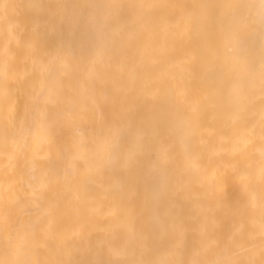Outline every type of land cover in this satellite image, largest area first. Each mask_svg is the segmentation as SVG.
Segmentation results:
<instances>
[{
	"label": "bare ground",
	"instance_id": "bare-ground-1",
	"mask_svg": "<svg viewBox=\"0 0 264 264\" xmlns=\"http://www.w3.org/2000/svg\"><path fill=\"white\" fill-rule=\"evenodd\" d=\"M164 1L0 0V264H264V117L260 116L264 115V111L260 110L259 117L254 118L256 108L254 111L250 109L251 103L247 106L243 102V92L237 88L238 83L236 90L230 87L233 92L228 94L232 100L223 98V95L224 102L221 101L228 110L232 108L229 112L234 113L233 117L229 116L231 113L228 114V110L222 109L228 116L224 113L203 115L207 108L202 110L201 104L207 101L206 95V101L202 103L193 100L195 105L200 104L199 113L198 110L185 108L194 104L183 96L185 86L190 88L197 82L192 83L191 75H196L193 76L195 80L198 72L192 73V68L188 74L190 77L184 78L188 70L184 64L190 49L185 51L186 57L184 51V56H181L186 58L181 65L185 66L182 67L184 72L182 68L176 69L180 65L170 66L172 62L165 63L166 56L162 57L167 52L163 51L165 45L162 42L169 39L164 35L167 39L163 41L164 37H161L164 33L162 22L166 17L162 16L166 12L163 10L161 16L159 10L166 7L163 6ZM248 3L251 4L248 12H255L256 32L259 33L255 37L251 33V37H244L239 43L236 41L238 44L235 47H239L237 53L243 58H238L240 62L235 57L237 53H231L236 48L231 49L234 44L230 41V45L223 34V23H207L211 34L206 53L219 56L217 59L220 60L216 61L222 63L223 72L227 74L224 75L229 79L232 74H239L233 78L245 77V72L240 74L237 71L244 69L249 72L247 67L251 62L247 58L249 64L246 63L245 57L256 41L262 44L263 53L255 55V48L260 46L256 44V47L253 45L254 54L248 57H264V0ZM187 39L190 41L192 38ZM227 42L230 46L227 47L231 49L228 53V49L225 51ZM246 52L248 54L243 56ZM201 53L202 49L197 55ZM258 58L257 61L262 60ZM194 61V66H197L196 57ZM241 61H245L244 65ZM217 64L211 69L220 65ZM221 69L218 68L219 71ZM262 71L261 76L264 69ZM208 75L207 80H210L212 76ZM215 77L213 79L216 80ZM203 78L206 81V77ZM183 80H192L189 82L191 85ZM250 82L249 79V85ZM192 88L188 90L191 92ZM196 89L199 91L200 88ZM217 89L219 91L220 86ZM202 91L203 95L207 90ZM212 92L207 94L215 98L218 92L214 95ZM237 92H240L239 101V97L234 96ZM181 93L189 104L183 102ZM225 97L229 96L226 94ZM232 101L238 103L233 105ZM211 104H207L211 108L208 109L210 113L217 112L218 109L212 107L217 108L218 104L212 107ZM245 108L252 110L254 116L248 118L249 112L243 111H247ZM233 109L235 112L242 109L236 112V116L245 113V118L254 119L245 125L242 114L238 119ZM158 150H163V153L167 150L185 151L193 154L194 160L208 152H216L225 158L224 171L220 170L224 174L220 173L226 179L228 204L225 214L218 215L221 219L225 216L224 227L220 220L219 223L226 230V240L219 236L221 229L219 234L212 233L214 237L206 229V222L213 221V214L217 217V213L209 211L206 214L196 211V208L194 212L187 209L182 212V208L178 211L172 206H169L170 212H167L168 209L162 211L168 201L167 190L174 189L171 192L175 194L177 188L176 192H179L186 178L183 177L182 182L183 165H179L183 166L180 173L169 172V175L163 170L166 167L161 165L163 168L160 166L159 170L163 171L157 173L158 170H155L157 175L153 167L157 169L156 162H163L155 156ZM180 153L176 154L179 160ZM173 156L170 155V159H176ZM205 158L206 155L205 164L201 166H198L200 160L194 164L190 162L191 168L198 170L190 169L194 176L190 184L195 185L198 181L205 183L206 188L207 179L214 176V165L207 164L209 158ZM211 158L215 159L214 156ZM123 168L129 171V175ZM172 169L169 171L173 172ZM148 173H151L149 178ZM145 177L151 178L150 181L154 178L148 184L149 189ZM189 177L188 182L191 181ZM142 178L147 190L141 186ZM128 183L136 190L130 189V186L128 190ZM186 186L183 185L184 189ZM199 188L202 189V186ZM142 189L145 192L143 196H147L144 201H141ZM163 192L166 197L163 194L165 202L163 204V200L161 206ZM180 193L178 199L184 195ZM194 195L200 198L199 194ZM124 198L127 201L123 202ZM198 202L201 205L200 200ZM173 203L176 204V200ZM157 206L161 208L157 210ZM214 220L218 221L217 218ZM215 221L214 224L212 222L214 227ZM215 235L224 244L220 243L222 246L218 247L221 248L218 251L215 247L216 251L208 252L207 249L215 246H211ZM189 246L191 248L187 253ZM213 251L223 255L218 258L217 254L215 259H211L214 258ZM210 253L213 256L210 257Z\"/></svg>",
	"mask_w": 264,
	"mask_h": 264
},
{
	"label": "rangeland",
	"instance_id": "rangeland-1",
	"mask_svg": "<svg viewBox=\"0 0 264 264\" xmlns=\"http://www.w3.org/2000/svg\"><path fill=\"white\" fill-rule=\"evenodd\" d=\"M162 1H164V0H162ZM165 1H166V3H165ZM164 1V3L163 2H161V4H164L163 6H165L166 5V7H164L163 9L161 8V10H159L160 11V14L162 13V11L164 10L166 13H163V15L164 16H162V14H161V16L164 18L165 16V18L163 19V22H162V24H164V26H163V31H164V33H163V35L161 34V37H164V38H162V40L164 41L165 39H167V37L169 38V39H167V45H166V42H162V45L164 46V48H163V51H167V52H165V55L163 56L162 55V57H163V59L165 58V56H166V61H165V63H167V62H169V61H171L172 63H170L171 65L170 66H172V65H175V66H178V65H180V68H177L176 67V69L177 70H181V68L183 67H185L184 65H186V67H185V69L187 70V68H188V70L187 71H185V76H184V78L186 77V76H188V78L190 77L188 74H189V70H191L192 68V70H191V72L193 71V72H198V75H197V77H195V80L193 79L194 77L193 76H196L195 74H192L191 76H192V80H188V82L186 81V80H183V82L184 81H186L187 83H188V85L190 86L191 85V83L189 84V82H191L192 81V83L193 82H195V81H197V82H195V83H193L192 84V86L190 87V88H192L191 90V92L189 91L190 90V88L188 87V86H185V87H187L186 88V90H184V92H186L185 93V95H183V96H185V98L186 99H191V100H187V102L189 101H191L192 103H194V101L195 102H198L199 101V103L201 102L202 103V101H206V99L204 100V98L206 97V96H208V98H207V101L206 102H204L205 103V105H202V104H204V103H202L201 104V108H202V110H206L205 108H207V110L206 111H204L203 112V115H206V116H210V114H211V116H214V115H216V114H223V115H227L228 116V114H230L231 112H229V110H232V108L231 109H227L224 105V103H223V105H222V102L221 101H223L224 99L223 98H227V99H229V100H232V97L228 94V93H230L231 95H232V92H231V89H230V87L231 88H233V89H235L236 88V85H237V83L239 84V87H237V88H239V91H242L243 93H241V99L242 100H244L243 102L248 106L250 103H251V108L250 109H252L253 108V110L256 108V111L254 112V115H255V113H256V115L254 116L253 115V112H252V110H250V111H248V109H246L247 111H245L244 109H243V111L244 112H249L248 113V118H250L251 116L253 117L254 116V118L256 117V118H258L259 117V115H260V110L261 111H264V106L262 105V102L264 101V91H262V90H264L263 88H264V74L262 73V76H261V71H262V69H264L263 68V66H264V64H263V62H264V57H263V59H262V57L260 56L259 58H261L262 60L261 61H263V62H261L260 60H259V58L257 57L258 55L257 54H262L263 52H261V51H263L262 49V44L260 43H257V41H256V43L254 44L253 43V45L255 46L256 44H259L260 46H255L256 48H255V51L253 50L254 49V46L252 47H250L249 48V50L250 51H248V53H250V54H248L247 52L246 53H244L245 55H243V56H246L247 54L248 55H250V56H252L251 55V53H253V51H254V53H255V55H257L256 57H255V55H253V57H248V55H247V57H245L246 58V63H248L249 64V62H253V64H249L248 65V67L250 68V69H248V67H247V71H249V72H246V70H244L243 69V71L241 72V71H237V69L239 70V65L237 64V66H236V73H240V74H243L244 72L246 73H244L245 74V77L242 75H240V77H241V79H239L240 77L238 76V77H236V78H233L234 76H236V75H239V74H232L231 75V77L233 78V80H230V79H232L231 77H230V79L227 77L226 78V72L224 73L223 71H225V70H223L224 68H223V65H221L222 63L221 62H218V61H216V60H220V59H217L219 56L217 55V54H212V55H207V53H206V46H207V42H208V37L210 36V31L208 30V27L210 26H208L207 27V23H209L210 21H212V23L213 24H217V25H220L221 23H223L222 24V26H223V31L225 30V32L227 33H223L224 35H226L227 37V41L230 43V41H231V43L232 44H234V45H232L231 43H230V45H232L231 46V49H235L236 47H235V44L237 45L238 43H239V41L240 40H244V37H246L247 38V36L248 37H251V35H252V37H255L258 33H259V31H258V33L256 32L257 31V27H256V21H255V15H254V10L252 11V10H250L249 12H248V10H247V8L249 9L250 7H251V4H249L248 2L250 1L251 2V0H249V1H247V0H165ZM154 2L155 1H153L152 3H153V10H154ZM168 2V3H167ZM246 2V3H245ZM248 3V4H247ZM244 4H246V5H244ZM162 6V7H163ZM244 6H245V8H244ZM165 8H167V9H165ZM253 9V8H252ZM175 10V12H173L172 13V11H174ZM177 12V13H176ZM253 12V13H252ZM154 13V12H153ZM246 13H248V14H246ZM252 14V15H250V14ZM167 14H169V15H167ZM170 14H171V16H170ZM173 15V16H172ZM252 17V18H251ZM176 19V21L174 20V19ZM153 19V18H152ZM169 19V20H168ZM154 20V19H153ZM164 20H165V22H164ZM167 20V21H166ZM178 20V21H177ZM172 22V23H171ZM175 22V23H174ZM178 22V23H177ZM180 22L182 23V24H180ZM255 22V23H254ZM165 23H166V25H165ZM168 24H170V25H168ZM177 24V25H176ZM179 24V25H178ZM154 25V24H153ZM173 25H174V27H173ZM254 25H255V27L256 28H254ZM170 26V27H169ZM186 26V27H185ZM252 26V27H251ZM182 27V28H181ZM237 27V28H236ZM177 28H179V29H177ZM184 28V29H183ZM254 28V29H253ZM165 29L167 30V31H165ZM172 30H174V31H172ZM179 30L181 31V32H179ZM236 30V31H235ZM171 31H172V33H171ZM235 31V32H234ZM168 32V33H167ZM185 32V33H184ZM255 32V33H254ZM178 33V34H177ZM252 33V34H251ZM170 34V35H169ZM177 34V35H176ZM182 36L181 38H178L180 35ZM229 34H231L230 36H228ZM164 35H166V36H164ZM184 35H185V37H189V39H190V37L192 38L190 41H192L191 43H192V45H191V43H190V41H188V37L187 38H185L184 37ZM250 35V36H249ZM255 35V36H254ZM178 36V37H177ZM239 37V38H238ZM172 38V39H171ZM175 38V39H174ZM177 38V39H176ZM231 40H230V39ZM234 38V39H233ZM180 39V43L178 42L177 43V41ZM185 39V40H184ZM203 39V40H202ZM236 39V40H235ZM254 39V38H253ZM173 40H174V42H173ZM183 40L185 41V43L183 42ZM194 40V41H193ZM233 40V41H232ZM254 40H257V38L256 39H254ZM159 41V40H158ZM157 41V42H158ZM186 41H188V42H186ZM201 41V42H200ZM202 41H203V43H202ZM236 41L238 42V43H236ZM253 41V40H252ZM194 42H196L197 44H194ZM227 42V45H226V49H225V51L228 49V51H227V53L228 52H230V48H228V47H230V46H228L229 45V43ZM235 42V43H234ZM173 43V44H172ZM182 43V44H181ZM188 43L190 44V46L188 45ZM202 43V44H201ZM169 44V45H168ZM177 44V45H176ZM199 44V45H198ZM171 45V46H170ZM176 45V46H175ZM181 45H182V47H181ZM201 45V46H200ZM162 46V47H163ZM167 46V47H166ZM184 46H186L185 47V49L183 50V48H184ZM188 46V47H187ZM191 46H193L194 47V49L191 47ZM202 46H203V48H202ZM228 46V47H227ZM170 47V48H169ZM175 47V48H174ZM169 48V49H168ZM172 48H173V50H172ZM182 48V49H181ZM166 49V50H165ZM179 49H181V50H179ZM188 49H190L189 50V52L191 53V55H190V53L189 52H187L188 51ZM192 49H193V51H192ZM201 49H202V53L200 54V56L201 55H204L203 57H200V56H198L199 55V52L201 51ZM230 49V50H229ZM259 49V50H258ZM177 50H179V52H177ZM238 50H239V47L238 48H236L235 50H231V53L233 54V55H235L237 52H238ZM168 51H169V53H168ZM175 51H176V53H175ZM180 51H182V53L180 52ZM183 51H184V53H185V51L188 53L187 54V57H186V53L183 55ZM236 51V52H235ZM252 51V52H251ZM172 52V53H171ZM204 52V53H203ZM235 54H234V53ZM163 54H164V52H162ZM166 53H168V54H166ZM175 53V54H174ZM253 53V54H254ZM171 54V55H170ZM182 54V55H181ZM193 54V55H192ZM198 54V55H197ZM188 55H190L189 57H188ZM231 55V54H230ZM233 55H232V58H233ZM239 55V56H238ZM176 56V57H175ZM181 56H184V57H186V58H184V57H181ZM201 59V60H203V61H200L199 60V58ZM241 56H242V54H241ZM263 56V55H262ZM177 57H179V59L177 58ZM193 57V58H192ZM195 57H196V64L198 63V65L197 66H194V64H195V61H194V59H195ZM205 57V58H204ZM235 57H236V59H237V61H239L238 60V58L240 57V54H238L237 53V55H235ZM176 60H175V59ZM182 58H184V60H182ZM249 59V62H248V59ZM252 58V59H251ZM257 58H258V60L259 61H257ZM168 59V60H167ZM171 59V60H170ZM181 59V60H180ZM185 59L187 60V62H185ZM192 59V61H190ZM234 59V58H233ZM236 59H234V61H236ZM240 60H242L241 59V57L239 58ZM254 59V60H253ZM173 60V61H172ZM206 60V61H205ZM210 60V61H209ZM213 60H215L217 63H215V62H213ZM182 61V62H181ZM201 63H200V62ZM205 61V62H204ZM209 61V62H208ZM212 61V62H211ZM245 61L244 62H242V64L241 65H244V63H245ZM183 62H185V64L183 63ZM240 62V61H239ZM238 62V63H239ZM255 62V63H254ZM256 62H257V64H256ZM175 63V64H174ZM182 63L184 64L182 67H181V65H182ZM190 63H192V65L190 64ZM200 63V64H199ZM207 63V64H206ZM204 64V65H203ZM215 64H217V65H219L217 68L216 67H214V68H216V69H211V66L213 67V65L215 66ZM240 64V63H239ZM258 64H260L259 66H258ZM206 65V66H205ZM188 66V67H187ZM203 66L204 67H208V69L210 68L211 69V71H210V69L208 70L209 71V73H208V71H207V68H203ZM247 66V65H246ZM246 66H244V67H246ZM251 66V67H250ZM253 66V67H252ZM254 66H256V68L254 67ZM262 66V67H261ZM174 68V70H176L175 69V67H173ZM183 68H182V70H183ZM201 68H203L204 70H206V72L203 70V69H201ZM218 68L219 69H221L220 71L218 70ZM242 68H243V66L240 68V70H242ZM252 68H253V72L251 73V71H252ZM260 68H262L261 70H260ZM196 69V70H195ZM200 70V71H199ZM202 70H203V72H202ZM256 72H255V71ZM183 72H184V70H183ZM187 72V73H186ZM192 72V73H193ZM203 74H202V73ZM211 72V73H210ZM215 72V73H214ZM221 72V73H220ZM263 72V71H262ZM200 73V74H199ZM217 73V74H216ZM248 73H249V75H248ZM254 73H255V75H254ZM257 73H258V75H257ZM191 74V73H190ZM209 74V75H208ZM213 74V75H212ZM217 75V77H215L216 75ZM224 74H226V75H224ZM250 74H252V76L254 75V77H252ZM201 75H202V77H206V81H205V78H203V80H202V77H201ZM207 75L208 76H212V78H210V80L208 79L207 80ZM257 75V76H256ZM220 78H219V77ZM224 76H225V78H224ZM248 76V77H247ZM216 78V80L215 79H213V78ZM243 77V78H242ZM256 77V78H255ZM261 77V78H260ZM187 78V77H186ZM198 78H199V80H198ZM219 78V79H218ZM221 78H222V80H221ZM250 79V85H249V79ZM252 78V79H251ZM218 79V80H217ZM225 79H228V80H226L225 81ZM238 79V80H237ZM243 79V80H242ZM254 79V80H253ZM261 79V80H260ZM214 80V81H213ZM220 80V81H219ZM260 80V81H259ZM201 81V82H200ZM223 81V82H222ZM225 81V82H224ZM236 81V82H235ZM237 81H239V82H237ZM199 82V83H198ZM203 82V83H202ZM211 82H213V83H211ZM242 84H241V83ZM245 82H246V84H245ZM257 84H256V83ZM262 82H263V84H262ZM198 83V84H197ZM220 83H223V84H220ZM195 84V85H194ZM220 86V90L218 91V89H217V87H219L218 85ZM227 84V85H226ZM234 84H235V86H234ZM186 85V84H185ZM210 85V86H209ZM213 85V86H212ZM233 85V86H232ZM242 85V86H241ZM244 85L246 86V87H244ZM260 85H262V86H260ZM196 86V87H195ZM209 88H208V87ZM221 86H222V89H221ZM238 86V85H237ZM240 86L243 88V90H242V88H240ZM250 86V87H249ZM253 86V87H252ZM184 87V86H183ZM197 87H199L200 89H199V91L196 89ZM203 87L205 88V89H203ZM260 87V88H259ZM261 87H262V90H261ZM180 88H181V85H180ZM201 88L203 89V91L204 90H207V91H204V93H203V95H202V93L200 92V91H202L201 90ZM214 90H213V89ZM245 88V89H244ZM246 88H247V90H249L248 92H247V90H246ZM253 88V89H252ZM258 88V89H257ZM182 89V88H181ZM180 89V90H181ZM189 89V90H188ZM212 89V90H211ZM216 89V90H215ZM241 89V90H240ZM236 90V89H235ZM258 90V91H257ZM202 91V92H203ZM208 91H210V93L212 92V91H214V92H212L213 94L212 95H214V93L215 94H217V92H218V94H217V96H215V98H214V96H212L211 97V95L209 96L208 94H210V93H208L207 94V92ZM216 91V92H215ZM246 91V92H245ZM183 92V93H184ZM200 92V93H199ZM219 92H221V93H219ZM227 92V93H226ZM234 92H236V91H234ZM183 93H181V96H182V94ZM195 93V94H194ZM222 93H224V94H222ZM239 95H238V94ZM237 93H235V94H237V95H234L235 97L236 96H238L239 97V99H238V101L240 100V92H237ZM247 93V94H246ZM258 93H260V94H258ZM190 94V96L188 97V95ZM199 94H201L202 96H200ZM221 95V97L219 98L218 97V95ZM226 94L231 98H229V97H225L226 96ZM234 94V93H233ZM187 95V96H186ZM194 95H195V97H194ZM197 95H199V96H197ZM206 95V96H205ZM219 95V96H220ZM224 95V96H223ZM259 95V96H258ZM182 96V100H183V102L184 103H186V99H184V97ZM222 96H223V98H222ZM233 96V97H234ZM258 96V97H257ZM200 97V98H199ZM210 97V98H209ZM218 97V98H217ZM235 97L233 98V99H235ZM237 97V98H238ZM255 97V98H254ZM200 99V100H196V99ZM203 98V99H202ZM211 98H214V99H211ZM217 98V99H216ZM194 100V101H193ZM208 100H210V101H208ZM214 100V101H213ZM218 100V101H217ZM245 100H246V102H245ZM211 101H213L214 102V104L215 105H217V108H216V106L214 107H212V105H214V104H211V103H213V102H211ZM227 101V100H226ZM255 101H256V103H255ZM259 101V102H258ZM190 102V103H191ZM210 102V106L212 107V108H215L216 110H217V112H219V113H217V112H214V113H210V111L208 110V109H211V108H209L208 107V103ZM220 102V103H219ZM224 102V101H223ZM237 101H235V103H236ZM249 102V103H248ZM234 103V101H232V103L231 104H233ZM234 103V104H235ZM238 103V102H237ZM240 103V102H239ZM186 104H189V103H186ZM198 104V103H197ZM195 105V103L193 104V106L192 105H187L185 108H188L187 110H189V109H191V110H193V109H195V110H198V113H199V110H201V108H200V104H198L199 105V107H197L198 105ZM230 104V105H231ZM233 104V105H234ZM261 104V105H260ZM263 104H264V102H263ZM222 107H221V106ZM236 105H239V104H236ZM241 105H242V103H241ZM185 106V105H184ZM204 106H206V107H204ZM219 106V107H218ZM245 106V105H244ZM246 106V107H247ZM256 106V107H255ZM194 107V108H193ZM197 107V108H196ZM235 107V106H234ZM237 107V106H236ZM239 107H242V106H239ZM258 107H259V109H258ZM262 107V108H261ZM229 108V107H228ZM221 109L222 110H225V111H227L228 110V114L226 113V112H222L221 111ZM214 110V109H213ZM236 110V109H235ZM240 109H238V111H239ZM242 110V109H241ZM240 110V111H241ZM233 111H234V109H233ZM238 111H236V112H238ZM206 112V113H205ZM209 112V113H208ZM235 112V111H234ZM235 112V116L237 115V113ZM252 112V113H251ZM190 113L192 114V113H194L195 114V112L193 111V112H191L190 111ZM233 113V112H232ZM232 113L229 115L230 117H233L234 116V113H233V115H232ZM251 113V114H250ZM166 114H168V113H166ZM240 114V113H239ZM242 114V117L241 118H244V120H246L245 121V125H247L248 124V122H251V120L252 119H254V118H252V119H248V118H245V113H244V115H243V113H241ZM241 114L240 115H238V116H236V117H238V119H240L239 118V116H241ZM169 115V114H168ZM247 115V114H246ZM250 115V116H249ZM261 117H264V115H263V113L260 115ZM247 117V116H246ZM247 119L249 120V121H247ZM241 122V124L243 123V125H244V122H242V120L240 121ZM240 122H239V124H240ZM247 123V124H246ZM263 123H264V121H263ZM217 146H215L214 148H216ZM183 150H184V148H183ZM160 151H162V153H160ZM215 151H217V150H215ZM155 152V151H154ZM168 152V153H167ZM174 152V153H173ZM177 152V151H176ZM175 151H164V153H163V150H158L157 152H155V156H157L158 157V160L159 161H161V160H163V162L161 161V164H157L158 162H156V166H157V169H156V167L154 168L153 167V169H154V172L156 173V171L155 170H158L157 171V173H159L160 171H166L167 173H168V175H169V172H170V174H172V173H176V171H177V173L179 172L180 173V169H182V167L184 166V167H187V168H184L183 167V170H181V175H182V177H181V179H182V182L184 181V179H183V177L184 178H186V180H185V182L183 183V184H181V188H179L180 190H181V193H180V190H179V192H176V189L177 188H175V194H174V192H173V194H172V190L174 191V189H171V191H169V190H167V189H165V191L167 190L168 192L167 193H165V194H168L167 195V197H166V195L164 194V192L161 194L162 196H163V194H164V196L166 197V200H168V201H166V204H167V202H168V205H166V204H164V202H165V198H164V196H163V198H162V200H161V206L164 204V206L163 207H165L164 209L163 208H161V206L160 207H156L157 208V210H159V208H161L162 209V211H166L167 209V212H170L171 211V206L172 207H175V208H172V209H175V210H177V208H178V211L180 210V211H182V209H183V211L182 212H185V211H187V210H189L190 212H194L195 210L196 211H202V212H204V213H208L209 211L210 212H212V213H217L216 215H217V217H215V214H213V217H212V219H213V221H207L206 222V229L208 228V233H209V235L210 236H212V237H214V235H212V233H216V234H219V232H220V229H221V232H222V234L220 233L219 234V236H222L223 238H225V240H226V232L224 233V231H226V230H224V229H222V227H221V224H222V226L224 227V223H225V221H224V218H225V216H222L223 218L221 219V217H220V215H218L219 213L222 215V214H225V212L226 211H224L225 209L227 210V208H226V206H227V204H228V201H227V196H226V193H227V183H226V179H225V177H224V168L225 167H223V165L225 166L226 165V161H225V158H221L220 157V155L219 154H216V152H215V154L214 153H212V152H208V153H206L205 155H206V158L205 159H207L208 160V158H209V160H208V162L206 161V163L207 164H210V163H212V165H214V170H213V172L214 171H216L217 172V174L218 175H216V172H214V176L213 177H211V179L209 178V179H207V181H209L208 183L206 182V188H205V183H199L198 181H195V179H197V177L195 176V179H194V181H195V185H193V184H190L191 182H192V180H193V175H192V173H190V169L192 170V171H198L197 169H195L194 167V170L191 168L192 167V165L190 164V162H192V164H194L193 162H197V160H198V162H199V160H200V163H198L197 165L198 166H201L202 164H205V163H203L204 162V157H205V155H204V157H200V158H198L197 160H194L195 158H193L194 157V155L193 154H191L192 155V158H191V155H190V153H187V152H183V151H180V152H177L176 153ZM170 153H173V154H170ZM180 153V160H182V161H180L179 160V158H177L176 156L178 155ZM218 153V152H217ZM167 155V158H166V155ZM168 154H169V156L170 155H174L173 157H176V159L174 158H172V159H170L171 157H169L168 156ZM177 154V155H176ZM185 154V156H182V155H184ZM210 155V156H214L215 157V159H213V158H211L210 159V156L207 158V156L208 155ZM214 154V155H213ZM188 155V156H187ZM219 155V157H217ZM164 157L165 159H163L162 157ZM160 157V158H159ZM187 159H185V158ZM217 158H218V160H217ZM219 158H221L222 160H220ZM168 159H170V161L168 160ZM192 159V160H191ZM191 160V161H190ZM220 160V161H219ZM166 161H168V163L166 162ZM187 161V162H186ZM189 161V162H188ZM216 163H215V162ZM174 162V163H173ZM185 164H184V163ZM225 162V163H224ZM166 165H165V164ZM176 163V164H175ZM215 163V164H214ZM219 163V164H218ZM159 165V166H158ZM166 167L165 169L162 167ZM172 167H171V166ZM175 165H177V166H179V165H183V166H179V167H177V166H175ZM189 167H188V166ZM191 165V166H190ZM217 165V166H216ZM222 165V167H220ZM129 166V165H128ZM160 166H161V168H163V170H159V168H160ZM169 166V167H168ZM176 167V168H175ZM127 169H128V167H126ZM129 168H130V166H129ZM173 168V169H172ZM175 168V169H174ZM178 168V169H177ZM217 168V169H216ZM219 168V169H218ZM125 170V168H123L122 170H125V171H127V173L129 172L128 170ZM169 169H172V170H174L173 172L170 170L169 171ZM188 169H189V171H188ZM121 170V171H122ZM129 170H131V169H129ZM151 170L152 169H150L149 171L151 172ZM168 170V171H167ZM184 170H187V171H185L184 173H183V171ZM220 170H223V171H220ZM131 172V171H130ZM153 172V173H154ZM223 173V174H221V173ZM122 173H126V172H123L122 171ZM145 173V172H144ZM144 173H142L143 175H144ZM156 173V174H157ZM189 173V175H186V174H188ZM147 174V173H146ZM149 174V176H148V178L150 177V174L151 173H148ZM155 174V175H156ZM185 174V175H184ZM221 174V175H220ZM127 175H129V173L127 174ZM142 175V176H143ZM158 175V174H157ZM124 176H125V174H124ZM145 176V175H144ZM143 176V177H144ZM152 176H153V174H152ZM188 176H190L189 177V180H191L190 182H188L187 181V177ZM216 176H219V178L218 177H216ZM223 176V177H222ZM147 177V176H146ZM146 177H145V179H146ZM154 177V176H153ZM152 177V179L154 180V178ZM157 177V176H156ZM216 177V178H215ZM147 178V179H148ZM212 178H213V180H214V182H213V180H212ZM143 179L144 178H142V180H141V183H142V185L141 186H143V188L145 189V185L146 184H144L143 183ZM144 179V180H145ZM147 179H146V182H148L147 183V188L149 189V186H148V184H149V182L151 183L153 180H151L150 181V179H148V181H147ZM156 179V178H155ZM220 181L221 182V184L217 181ZM131 180V179H130ZM133 180V179H132ZM224 180V181H223ZM186 181H187V184H186ZM224 183V184H223ZM127 184V183H126ZM187 186H186V185ZM199 184V186H197ZM217 184V187L215 186V185ZM218 184H220V185H218ZM183 185L184 186H186L185 187V189H187V190H185L184 189V187H183ZM191 185H193V187L191 186ZM208 185V186H207ZM221 185H222V187H221ZM128 186V187H127ZM126 187L128 188V190H129V186H130V189L132 188V186L131 185H129V183H128V185H127ZM141 186H139L140 187V189H141ZM191 187V189H189V187ZM194 186L197 188H194ZM202 186V189L201 188H199V187H201ZM223 186H224V188H223ZM139 187H136V188H138V191H140L139 190ZM219 187V188H218ZM147 188L145 189V190H147ZM193 188V189H192ZM209 188V189H208ZM222 188V189H221ZM133 189H135V187L134 188H132V190ZM204 189V190H203ZM206 189V190H205ZM209 190V192H208V190ZM217 189H219V190H217ZM221 189V190H220ZM224 189V190H223ZM226 189V190H225ZM136 190V189H135ZM196 190V191H195ZM183 191H184V193H183ZM186 191V192H185ZM188 191H190V192H188ZM192 191H194V192H192ZM200 191H201V193H200ZM202 191H203V193H202ZM206 191V192H205ZM220 191H222L221 193H220ZM192 192V193H191ZM224 192V193H223ZM130 193H131V190H130ZM140 193V192H139ZM142 193H144L145 194V192H144V190L142 189V191H141V194ZM179 193L180 194H184L183 195V197H181L180 199H178L179 198ZM199 194V196H200V198H198V196H196V195H194V194ZM211 193H213V194H215V196L213 195V194H211ZM219 193V194H218ZM125 194H126V192H125ZM146 194H148L147 192H146ZM177 194V195H176ZM188 196H187V195ZM209 194H210V196L212 197H210L209 196ZM220 194H221V196H220ZM181 195V196H182ZM206 195V197H204ZM126 196V198H127V194L125 195ZM140 196V195H139ZM146 196V195H145ZM145 196H143V194L141 195V201L143 200L144 201V198H145ZM172 196H174V197H172ZM195 196H196V198H195ZM208 196H209V198H208ZM128 197H131V195L130 196H128ZM147 197V196H146ZM176 197V198H175ZM190 198V200H188L189 198ZM219 197V198H218ZM168 198V199H167ZM174 198H175V200H176V204L175 203H173V201H175L174 200ZM205 198V199H204ZM216 198V199H215ZM226 198V199H225ZM139 199H140V197H139ZM172 199H173V201H172ZM204 199V200H203ZM225 199V200H224ZM127 201V199H123V202L124 201ZM164 200V201H163ZM171 200V201H170ZM179 200H180V203H179ZM198 200H200V202H201V205L200 204H198L199 202H198ZM208 202V204H209V207H207L208 206V204H207V202ZM217 200H219L218 202H217ZM223 200V201H222ZM162 201H163V204H162ZM170 201V202H169ZM194 201V202H193ZM225 201H226V204H225ZM223 203V205H221L222 203ZM172 205H171V204ZM178 203H179V205L180 206H178ZM203 203V204H202ZM204 203H205V206H203L204 205ZM214 203V204H213ZM218 203H221V204H218ZM144 204V203H143ZM185 204V205H184ZM187 204H189L190 206H191V208H190V206L188 205V207L186 208V206H187ZM197 204V205H196ZM207 204V205H206ZM146 205H147V203H146ZM145 205V206H146ZM144 206V205H143ZM142 206V208H144ZM170 206V207H169ZM169 207V208H168ZM177 207V208H176ZM193 207V208H192ZM201 207H203L202 209H201ZM212 207H213V209H214V212H213V209H212ZM146 208V207H145ZM182 208V209H181ZM194 208H196L195 210H194ZM210 208V209H209ZM160 209V210H161ZM187 209V210H186ZM190 209H192V210H190ZM197 209H199V210H197ZM212 209V210H211ZM143 210V209H142ZM217 210H218V212H217ZM223 212V213H222ZM214 218L216 219L217 218V220L218 221H215L214 220ZM219 220H220V222H221V224L219 223ZM214 221L219 225V231H218V233L216 232V229H218V225H216V223H215V227H214ZM212 222H213V224H212ZM208 226V227H207ZM215 228V229H214ZM212 230V231H211ZM213 230H214V232H213ZM217 238H218V236L217 235H215V238H213V240H212V245L211 246H213V245H215V246H213L212 247V249L210 250V249H207V251L209 252V251H212L213 249H214V251H216L215 249V247H217V251L219 250V249H221V248H219L218 249V247H220V246H222V244H220V243H223L224 244V242H222V240L221 241H219V238H218V241H217V244H216V240H217ZM223 238H220V239H223ZM215 240V241H214ZM213 243H215V244H213ZM209 246H210V244H209ZM209 246H208V248H209ZM190 246H189V249H187V253H189L188 251L190 250ZM207 248V247H206ZM222 249H223V247H222ZM213 251V252H214ZM213 252H211L212 254H213ZM205 253H206V250H205ZM211 253L210 254H208V255H210V257L211 256H213V255H211ZM217 253V252H216ZM223 253H224V250H223ZM223 253L222 254H218L219 256H218V258L221 256V255H223ZM217 254H215V252H214V258L213 257H211V259H215L216 257H215V255H217ZM206 255H207V253H206ZM204 257V256H203ZM206 259V258H205ZM217 261H219L218 259H216ZM215 260V261H216ZM207 261V260H206ZM216 261V262H217Z\"/></svg>",
	"mask_w": 264,
	"mask_h": 264
}]
</instances>
